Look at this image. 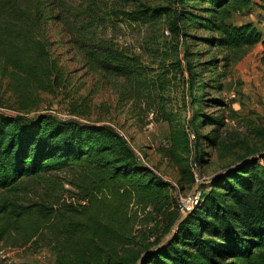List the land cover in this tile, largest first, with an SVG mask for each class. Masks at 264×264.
I'll use <instances>...</instances> for the list:
<instances>
[{"label":"trees","instance_id":"obj_1","mask_svg":"<svg viewBox=\"0 0 264 264\" xmlns=\"http://www.w3.org/2000/svg\"><path fill=\"white\" fill-rule=\"evenodd\" d=\"M250 2L205 0L215 18L209 29L217 35L207 41L229 52L228 64L260 43L264 70V34L252 24H226L232 12L246 10ZM257 5L264 9V0ZM164 10L145 7L134 16L130 13V21L149 22L164 16ZM52 16L59 19L38 0H0V78L12 90L35 86L51 93L65 85L62 69L42 40L43 24ZM176 20L172 31L178 35ZM90 23L78 29L80 35L94 31L92 40L79 47L85 66L100 78L124 81L138 103L153 104L148 110L152 120L169 128L170 145L163 153L182 164L184 135L165 113L161 96H153L157 85L160 89L168 81L153 75L138 55L97 39L95 20ZM258 156L241 160L202 186L198 204L175 234L153 251L146 250L138 264H264V150ZM168 188L139 161L125 137L107 126L51 114L27 119L0 112L1 247L46 248L66 264H109L104 256H115L129 240L135 220L129 205L148 209Z\"/></svg>","mask_w":264,"mask_h":264},{"label":"rangeland","instance_id":"obj_2","mask_svg":"<svg viewBox=\"0 0 264 264\" xmlns=\"http://www.w3.org/2000/svg\"><path fill=\"white\" fill-rule=\"evenodd\" d=\"M38 1L49 14L59 15V19L52 16L43 24L42 40L51 60L62 69L65 85L51 93L35 86L18 92L12 90L8 80L0 78V112L27 119L51 114L61 120L107 126L125 137L139 161L169 185L156 205L145 210L129 205L128 213L135 219L129 240L115 256H104L109 264H138L137 259L146 250L153 251L158 242L159 246L166 243L177 230L176 223L185 218L178 211L179 197L200 195L209 180L241 160L257 159L264 150L262 46L255 45L228 64L229 52H221L207 41L217 35L209 29L215 18L205 0ZM256 1L259 4V0H251L246 10L232 12L226 24H252L264 34V9ZM145 7L164 8L165 15L149 22L130 21V13L134 16ZM53 8L56 11L51 12ZM92 19L97 39L111 40L138 55L153 75L168 81L160 89L157 85L153 96L155 100L161 96L165 113L173 117L184 135L187 148L182 164L163 153L170 145L169 128L164 122L152 120L148 110L153 104L147 107L143 100L138 103L124 81L100 78L85 66L79 47L92 40L94 31L84 30L80 35L78 29L90 25ZM174 20L178 35L172 31ZM212 121L220 126L212 125ZM187 133H193L196 140L189 141ZM191 165L196 175L205 179L202 183L194 179ZM260 166L264 168L263 163ZM0 264L66 263L46 248L0 246Z\"/></svg>","mask_w":264,"mask_h":264},{"label":"built area","instance_id":"obj_3","mask_svg":"<svg viewBox=\"0 0 264 264\" xmlns=\"http://www.w3.org/2000/svg\"><path fill=\"white\" fill-rule=\"evenodd\" d=\"M187 137L189 141L194 142L196 140L195 135L193 133H187ZM193 166L196 167V164L193 163ZM193 174H194V179L202 183L205 179L198 177L196 175V172H194L193 167L191 165ZM208 180V179H207ZM201 194V193H200ZM200 195L194 194L193 196L187 197V198H181L179 197L178 199V211L182 216H186L189 212L192 211V209L198 204Z\"/></svg>","mask_w":264,"mask_h":264},{"label":"water","instance_id":"obj_4","mask_svg":"<svg viewBox=\"0 0 264 264\" xmlns=\"http://www.w3.org/2000/svg\"><path fill=\"white\" fill-rule=\"evenodd\" d=\"M180 222H181V221H178V222L176 223V225H175V226H176V227H178V225H179V223H180ZM175 232H176V231H174V232L172 233V235H174V234H175Z\"/></svg>","mask_w":264,"mask_h":264},{"label":"crops","instance_id":"obj_5","mask_svg":"<svg viewBox=\"0 0 264 264\" xmlns=\"http://www.w3.org/2000/svg\"><path fill=\"white\" fill-rule=\"evenodd\" d=\"M257 2V4H258V1H256ZM262 24H264V22H262Z\"/></svg>","mask_w":264,"mask_h":264}]
</instances>
